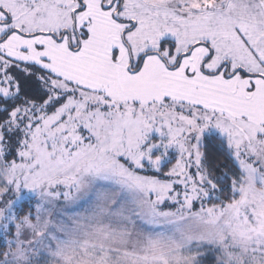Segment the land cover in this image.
<instances>
[{
  "label": "snow or ice",
  "instance_id": "snow-or-ice-1",
  "mask_svg": "<svg viewBox=\"0 0 264 264\" xmlns=\"http://www.w3.org/2000/svg\"><path fill=\"white\" fill-rule=\"evenodd\" d=\"M0 264H264V0H0Z\"/></svg>",
  "mask_w": 264,
  "mask_h": 264
}]
</instances>
